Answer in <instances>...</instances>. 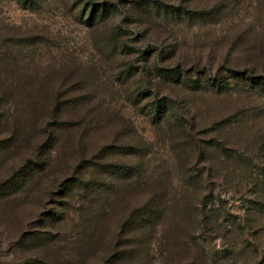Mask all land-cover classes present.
<instances>
[{
    "label": "rangeland",
    "instance_id": "rangeland-1",
    "mask_svg": "<svg viewBox=\"0 0 264 264\" xmlns=\"http://www.w3.org/2000/svg\"><path fill=\"white\" fill-rule=\"evenodd\" d=\"M37 1L32 5L24 4L22 0H0V85L39 89L32 92L29 99L21 98L17 103L54 104L59 98L60 104L68 107L64 111H55L58 120L78 123L67 132L58 129L60 142L53 153L56 158L41 189L31 194V184L26 191L30 193L29 198L21 195L22 200V197L10 199L0 206V264H23L38 258L47 260L49 264H76L80 246L87 249L89 262L94 264L101 252H93L92 246L77 241L79 232L83 230L78 228L74 210L69 212V221L42 227L46 215L52 210L64 211L61 204L66 200L60 194L50 197L48 189L53 188L58 177L71 178L80 168L82 159L97 155L105 145L121 142L151 145L148 173L163 170L167 174L168 184H171L170 195L166 197L167 214L173 225L168 231L174 232L179 229L178 224H184V227L191 219H198L193 220V229L198 237L191 239L200 246L199 251L195 254L192 250L188 257L183 254L170 264L186 262L193 256H202L213 264V253H227L225 248L235 249L239 254L230 264H264V218L258 214L251 215L246 209L251 204L250 200L264 201L263 189L258 193L257 187L247 181H239V178L226 182L223 171L209 169L218 160L219 149L210 156L207 151H200L211 140L247 150L243 138L234 129L233 116L238 115L241 119L243 112L261 106L259 96H206L189 85L145 74L143 81L155 95L170 97L180 107L188 132L185 133L169 123L154 125L142 108L150 99L136 104L130 98L128 87L118 80V73L127 63H152H146L142 57L148 49L163 50L166 55L160 60L163 66L195 67L206 69L211 74L225 66L264 73V0L152 1L219 14L194 22L160 18L152 9L148 10L152 2L143 6L139 4L144 0ZM90 1L114 2L118 11L103 23L89 25L86 18ZM82 8L87 12L84 19L81 17ZM122 44H128L126 53L118 48ZM111 47L119 50L110 53L114 52L109 51ZM30 76H34L33 79ZM50 112H54L52 107ZM50 112L47 111L40 129L48 121H53ZM230 117L233 118L228 120ZM255 120L256 115L245 119L248 123ZM82 121L86 124L81 125ZM221 123L227 127L218 129ZM8 136V133L0 134V139L7 140ZM31 136L32 133L23 136L20 143L23 147L15 159L18 163L32 150L27 145ZM191 140L195 146L198 145L193 152L184 148ZM13 157L12 151L4 150L0 175L14 166ZM180 159H188L187 163H190L187 165ZM217 166H221L219 161ZM81 172L89 177L92 169H82ZM187 180L193 181L188 184ZM210 208L223 211L219 220L224 227L223 233H215L213 229L209 230V225L202 224L205 211ZM116 209L113 207L112 210ZM224 212L239 218L246 226L244 234L236 241L226 237L232 224L224 220ZM118 215L120 212L112 217V230L103 234L106 242L117 238L113 250L119 242ZM183 217L187 219L183 221ZM30 230L53 232L54 241L45 249L40 245L19 244L22 232ZM164 233L166 231L160 232L159 237ZM246 238L250 247L244 250ZM165 240L171 241V235L166 233ZM158 249L161 250L160 245L149 249L153 264L163 262ZM241 250L245 253H240Z\"/></svg>",
    "mask_w": 264,
    "mask_h": 264
},
{
    "label": "trees",
    "instance_id": "trees-1",
    "mask_svg": "<svg viewBox=\"0 0 264 264\" xmlns=\"http://www.w3.org/2000/svg\"><path fill=\"white\" fill-rule=\"evenodd\" d=\"M22 1L24 4L31 3L32 5L38 2L37 0ZM152 1L144 0L139 4L143 6ZM151 4L149 11L152 9L159 15L158 17L172 21L189 20L194 22L219 15L203 9L189 10L183 5H164L159 1H154ZM85 11L84 8L81 9L83 19L87 14ZM117 11L118 6L114 2L97 3L90 1L86 21L89 25L95 26L105 22ZM118 48L126 53L128 44H122ZM119 49L115 50L114 47H111L109 51L114 50L110 53H117ZM168 52L170 54V51ZM165 56L163 50L149 51L148 49L142 53V57L146 63L152 61L150 65H140V62L127 63L125 68L118 73V80L128 87L130 98L138 105L150 99L142 105V108L154 125L169 123L178 130L182 129L188 133L180 107L170 97L155 95L153 90L143 81L145 74L155 79L171 80L189 85L192 89L202 92L206 96L258 95L262 103L261 106L251 108L247 112H241V119L238 118V115L233 116L235 117L234 129L238 136L243 138L248 147L247 150L229 147L226 142L219 143V140H211L206 142L200 151L201 153L207 151L210 156L211 153L215 152V149H219L218 160L209 169L220 173L223 171L226 182L239 178V181H247L257 187L258 193L261 191L260 189H263L264 192V73L225 66L223 70L211 74L206 69L195 67L186 68L181 65L174 66V64L163 66L160 64V60H163L162 57ZM30 77L33 79L34 76ZM38 90L34 86L30 90H26L0 85V134H10L7 140L0 139V160L5 149L12 151L14 156V166L0 175V206H3L10 199L21 198V195L27 196L26 199L29 198L30 193L26 191L31 184H33L29 190L31 194L41 189L44 178L56 158L53 153L60 142L58 129H64L67 132L76 127L78 123L75 121L60 122L58 120L59 116L56 112L58 110L64 111L68 107L61 105L59 98L54 101V104L27 103L28 101L17 103L18 99H29L32 96L31 93L38 92ZM51 107L54 111L52 113L50 112ZM48 110L53 121H48L40 129L39 127ZM255 115L256 120L254 122L245 121V119ZM84 123L86 124L82 121L81 125ZM226 127L225 123L217 126L218 129H225ZM29 133H32V139L28 140L27 145L28 148L32 147V150H30V154L22 158V162L18 163L16 154L23 147V145L20 147V143L23 142V136ZM215 143H217L216 146ZM132 144L121 142L105 145L97 155L90 159H82L79 163L80 168L71 178L66 180L67 177H58L53 183V188L48 189V191L50 197L60 194L61 198L66 199L61 204L64 211L52 210L46 215L42 227L47 228L54 222L60 224L69 221L71 219L69 212L74 210L79 221L78 228L83 230L79 232L77 241L92 246L95 249L93 252H101V255L94 260V264H153L149 256V249L151 246L159 245L161 250L158 249V251L163 255L162 264L177 261V258L179 259L183 254L187 257L191 256L192 250L196 254L200 246L194 242L198 233L193 229V220L197 221L198 219H191L184 227H182L184 224H178L181 228L179 227L174 232L168 231L173 225H171L167 214L169 206L166 197H169L171 192V184H168L167 174L163 170L149 174L151 163L147 162V159L150 155L151 145ZM196 147L198 145L195 146L192 140L191 143L184 146L185 149H192V152ZM251 147L254 149L250 150ZM180 160L187 165L190 163L189 161L187 163L188 159ZM218 161L221 166H217ZM82 169H92V173L89 177H85L81 172ZM192 181L189 180L188 184ZM34 185H36L35 188ZM73 201L76 205L73 204ZM250 203L246 207L247 212L251 215L258 214L264 218V201L250 200ZM113 207L117 209L113 211ZM118 212H120L118 215L119 242L113 250L117 238L115 241L106 242V237L103 234L110 229L112 230V217L116 216ZM222 213V210L214 208L206 210L202 224L209 225V230L213 229L215 233H223V224L219 223ZM186 219L183 217L182 220L185 221ZM224 220L232 224L230 225V234L226 236L228 239L236 241L239 236L244 234L246 226L242 224L239 218L226 213ZM104 223L107 224L106 227ZM105 229L107 230L104 231ZM165 231L171 235V241L165 240L166 233L159 237V233ZM53 241V232L30 230L22 232L19 244L24 246L40 245L45 249L46 246H51L50 243ZM248 241V238H246V242L243 241L244 250L250 247L247 244ZM164 247L165 249H163ZM225 250L227 253H213V257H215L213 264H230L239 255L235 249L225 248ZM244 250H241L240 253H245ZM164 252L167 253L166 256H164ZM76 255L78 257L76 264H90L89 261L91 260L86 248L78 247ZM41 259L29 260L23 264H49L47 260L42 259L44 261L42 262ZM178 263L209 264L207 259L202 256H193L186 262Z\"/></svg>",
    "mask_w": 264,
    "mask_h": 264
}]
</instances>
